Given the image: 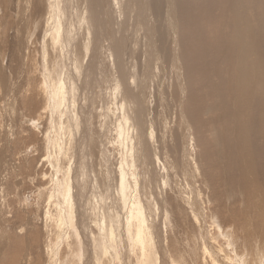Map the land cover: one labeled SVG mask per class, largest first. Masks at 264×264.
Segmentation results:
<instances>
[{"label": "bare ground", "instance_id": "1", "mask_svg": "<svg viewBox=\"0 0 264 264\" xmlns=\"http://www.w3.org/2000/svg\"><path fill=\"white\" fill-rule=\"evenodd\" d=\"M27 1L24 3L27 4ZM32 1V5L38 7V13L42 15L46 4L43 2L44 0H39V2L38 0L36 2H34L35 0ZM74 1L77 5L87 2L90 4V9L89 5L86 7L87 11H89L87 15L90 17L87 19L84 17L88 23V19H91L90 25L93 26L102 17L101 13L103 12L100 0ZM154 1L159 0H144L145 12L148 9L152 11L151 6ZM163 2H165V5L160 8L165 6L164 10H166L171 19L170 24L162 29V31H167L161 33V37L159 35L160 31L157 32L158 36L154 31H151V22L147 21V17L142 22L143 26L146 25L145 30L150 35L147 38L143 37L148 43L147 57L158 56L161 46L162 54L159 57L162 61L158 67L154 65L159 72L157 79L148 75L149 70L145 75L137 78L129 75L128 71L121 70L118 67V87L121 89L117 99L118 110H120V115L122 116V109L124 108L122 99H124L126 110L124 119L122 120L119 117L121 119V129L118 131V137L121 146H125V143H127L125 139H128L127 135L129 134L124 137V132H128L126 131L127 129L125 130V125H127V122L129 123V119H132L136 126L139 127L143 119L145 124H147L148 111L144 105H146L150 96L156 95L160 103L163 99L168 98L170 101L171 98L172 103L169 102V105L171 104L172 108L179 113V115L176 114V118L172 116L174 118L172 122L177 121L174 126L178 128L180 138L178 136L174 137L173 132H169L172 143L167 148L164 145L165 138L163 137L161 139V148L162 153L166 154L173 153L175 155L176 151V156L179 160H175L176 165L166 168L165 161L162 159L164 155L159 156L157 160H161L162 166L158 168L155 158L150 152V146L146 143V137H143L145 133H142L141 129L140 132L136 130L140 135V139L138 136L131 134V140L133 136L134 142L132 144L128 142L130 144L128 148L130 163L127 162L125 165V158L122 155L115 172L106 163V161L110 160L109 149L106 147L100 149L102 145L97 148L98 140H94V137H90V135L85 137L81 134L82 139L80 141L85 140L86 142L80 144L78 141L77 145H71V151L74 155L79 151L77 150L79 147L84 149V154L78 156V159L76 158L75 166H73V163L68 162V165L64 167L65 171H63L61 170L64 163L62 158L55 164L51 159H48L50 166L56 171L60 169V173L63 174L57 185L58 193L52 194V197L59 201H56L58 204L55 203L51 207L52 199L46 195L48 207L45 211H41L43 226L41 225L40 229L37 228L32 231L33 233L23 235L25 247L29 254L36 253L39 255V253H44L45 259L41 261L42 264H158V262L160 264H177L181 260L178 259V262L176 257H180L181 254L189 256L191 252L195 250L196 253L201 247L200 264H213L212 260L218 264H236V252L238 251L237 255H239V249L242 250L241 247L244 248L242 241L243 243H248L249 240H253L254 244L261 246L260 249L256 247L255 252L260 255L264 254V0H166ZM9 4V0H0V10L7 16L8 21H10ZM56 6L53 7L50 3L49 11L47 10L49 14L48 20L52 18L53 26L57 23L52 16ZM27 8L29 9L30 7ZM81 9L83 10V8ZM87 11L86 13H88ZM28 13L30 15V11ZM81 17L83 18V16ZM103 19L105 20V18ZM83 20L80 19L78 21L80 34L84 33L85 25L82 22ZM114 24V22H110V32L114 30ZM136 24L139 25L138 21ZM37 25L39 26V24H36V27ZM98 25H95V29L98 28ZM102 26L103 23L101 24ZM43 27L41 30L44 29ZM102 30L105 34L106 31ZM30 33L32 34V32ZM52 34L54 35V33ZM88 34L90 33L88 32ZM91 35L96 36V38H93L92 41L90 39L91 42L88 40L89 43L86 45L90 46L92 44L94 51L91 54H86L92 61L95 57L93 55L97 52V46L99 47L102 42L100 38L102 36L98 33L96 34L95 31ZM103 36L105 38V35ZM157 37H160V40ZM53 38L49 40L51 46H53ZM55 38L57 39L56 36ZM58 42H61V40ZM72 45L77 52V56L80 57V40L76 43L73 42ZM110 45L113 46V50L116 53V47L112 43ZM19 46L22 47V45ZM125 50L126 47L122 49L121 54ZM18 51H16L17 54L19 53ZM133 55L134 53L130 52L128 59ZM81 57L83 56L81 55ZM47 60L49 62L50 59L48 58ZM106 60L107 58L104 60L100 59V64L98 63V65L101 67L100 77L103 76L104 80L107 81L108 78L110 79L107 76L110 71L105 75L108 65ZM164 60H166L165 63ZM91 61L89 64H92ZM52 62L53 69H56L58 64L60 65V63L57 64L56 58H53ZM46 65L50 64L47 63ZM11 66L13 67V65ZM97 68L99 69V67ZM145 68H148L147 63ZM96 72L93 66L90 65L89 67L82 64L80 95L91 97L92 92H87V86L90 87L89 81L93 79ZM64 77L66 76L64 75ZM59 78L57 79L59 80ZM163 78L167 79L162 80ZM86 80L87 83H85ZM72 82H74L73 79ZM41 84H43V90L46 91L44 82ZM62 84L63 82L55 86L57 89H52V92L55 93L44 94V101H49L56 96L55 100L60 102L62 97H65V87ZM41 87L39 88L41 89ZM152 87L156 91L151 89ZM61 89L63 90L62 94ZM72 91L73 89L71 93ZM140 94H142V97ZM74 102L77 103L76 99L73 100V105ZM169 105L163 111L165 122L163 121L164 125L161 122V128L167 127L168 124L166 123L170 122V117H167L169 110L171 111ZM45 107H47L46 104ZM48 109L55 112L58 110V106L56 104L54 106L48 105ZM75 109H77L76 104L72 110ZM82 115L84 114L82 113ZM127 115H129V119ZM218 120H221L219 126L216 124ZM168 127L173 131V126L169 125ZM161 128H158V131H161ZM7 129L9 128L7 127ZM54 129L56 128L52 130L53 134L55 133V137L60 133L58 134ZM67 132L64 133L67 134ZM134 136L137 137V140L134 139ZM161 136H164L163 132ZM7 139L9 140V138ZM49 144H51V139L48 141ZM58 147L59 145L57 144L55 149ZM67 150L69 149L67 148V143H65L64 156L67 154ZM87 154L95 155H93L92 162L96 169H92L89 165ZM48 156L50 157L52 154L48 152ZM56 157L59 158L58 155ZM96 164H100L104 168L106 182L100 177L102 170ZM132 167H134V170L128 171ZM71 171H74L73 176ZM116 171L118 172L117 176ZM126 171L128 177L132 179L129 182V191L125 178ZM84 173H87L88 178H83ZM52 174L55 179L58 178L54 171ZM158 176H161L163 180L161 188L155 185ZM75 179L76 181H74ZM78 179L81 180L77 182ZM168 180L176 181V187L173 188V183L169 184ZM86 181L90 182L89 186L85 184ZM118 184H120L119 189H117ZM181 185H184V187ZM179 186L183 187V189L181 188L180 190ZM186 186L188 191H185ZM163 188L166 189L167 193ZM163 190L169 197L165 198L164 196L162 198L160 196ZM204 190L211 191L212 206L210 209L216 213L208 214V201L205 200V196H201V192H204ZM175 191L177 194L170 198V194ZM187 193L195 194L197 197L193 196L188 199ZM115 198L119 209H115ZM143 198L146 199V202L142 200ZM106 199L108 200L106 201ZM151 209H154L153 214L149 213ZM227 209L229 212H226ZM54 215L56 230L54 228L52 230L50 225ZM5 221L0 220V226ZM236 221L243 222L244 225L242 226L241 223L238 228L234 229ZM63 225H65L66 229L69 228L72 234L62 230ZM185 225H192L190 227L186 226L188 227L187 233L195 235L194 232H199L201 238L194 240L199 246L195 245V248L194 244L184 246V241L178 240L175 241L178 248L176 249L177 252L171 253L166 243H171V238L167 239L169 236L167 235L168 231L165 229L169 227L175 231L172 232V235L177 236L180 231L184 232L181 229ZM230 225H232L233 228H231L235 234L223 232L222 235L225 240L221 241L222 244L219 245L218 250L214 251V247L212 248L213 244L209 247L212 242L208 243V236H212L213 230L222 231L224 228H229L228 226ZM90 226H94L97 230L93 229V232L90 231L88 228ZM236 231H238L239 236ZM2 237L0 235V253L5 251L0 257L10 253V250L7 249L8 245L2 243ZM14 237H18V235L10 233L7 239ZM189 237L192 238L193 236H188L185 239ZM70 243L72 247H70ZM65 245L68 247H63ZM76 249H81L79 251L81 254L79 253L78 256H75V254H78L75 252ZM243 250L245 251L246 248ZM65 251L70 253V258L62 260L63 252ZM241 253L243 254V251ZM240 255L239 257L242 259L243 256ZM183 262L185 263V261ZM183 262L181 261L182 264H184ZM241 263L246 264V260ZM258 264H264V260L260 259Z\"/></svg>", "mask_w": 264, "mask_h": 264}, {"label": "rangeland", "instance_id": "2", "mask_svg": "<svg viewBox=\"0 0 264 264\" xmlns=\"http://www.w3.org/2000/svg\"><path fill=\"white\" fill-rule=\"evenodd\" d=\"M9 1H10L9 9H10V16H11V17L9 16L10 21H8L7 16L4 15L3 11L0 10V82H1L0 83V220L7 221V222L5 221L1 223L0 233L1 232L3 233H1L0 235L3 236L1 238L2 243L8 245L7 249L10 250V253H6L2 257H0V264H42L41 261L45 259L44 253L42 254L39 253V255L36 253L29 254L25 247V240L23 239V235L26 233H33L32 231H34L37 228L40 229L43 226V222L41 218V214H42L41 211L43 210L45 211L46 208L48 207L46 203V197H45L46 195L48 198L50 197L52 199L51 207H53L55 203L58 204L56 201H59L56 198L54 199L52 197V194L58 193L57 185L60 179L62 178L63 174L60 173V169L56 171L53 167H51L48 162V159H51V161L55 164L59 162L60 159L62 158L64 163L62 164L63 168L61 170L63 171H65L64 167L68 165V162L73 163V166H75L78 156H81L82 154H84V151H83L84 149L83 147H79L77 149L79 151L77 152V154L75 153L74 155V153L71 151L72 149L71 145L72 144L77 145L78 141L80 142V144H83L86 141L84 140L81 142L80 141L82 139L81 137L82 136L87 137L88 135H90V137H94V140H98L97 148H99V146L102 145L100 149H104L105 147L109 149L108 155L110 156V160L106 161V163H108L111 166L113 172H115L116 166L118 165V163H120L119 161H121L122 157L125 158V165L127 162L130 163L131 160L129 159V156H128L129 154L128 148L130 144L134 142L133 136L131 140V134L138 136V138L140 139L139 137L140 135L138 134L137 131L140 132V129H141L142 133L143 132L145 133L143 137L144 136L146 137V143L150 146V152L152 153V156L155 158L156 165L158 166V168L162 166L161 160H157L159 156L164 155L162 159L165 161L166 168L176 165L175 160H179V158L176 156V151H175V155L173 153L166 154V153H162V148H161V145H162L161 139L163 137L165 138L164 145L167 148H169V144L172 143L170 141L171 138L169 137L170 135L169 132H173L174 137L178 136L180 138V132L178 128L177 127L175 128L174 126V123L177 124V121L174 123L172 122V119L176 118V114L179 115V113H177V111L172 108L171 104L169 105V102L172 103L171 98H170V101L168 100V98L163 99L160 103L156 95L150 96L146 102V105H144L148 111L147 124H145L144 119H143L142 120L143 122L141 121L140 127L136 126L135 122L132 119H129L130 117L129 115H127L129 119V123L128 122L126 123L127 125H125V130L127 129L126 131L128 132L127 133L124 132V137L128 136V139H125L127 142L125 144L127 146L125 145L122 147L119 141V137H118V131L119 129H121L120 127L121 119L120 118H122L123 120L124 117L126 116V115L124 116V113L126 114L124 99H122V105L124 107L122 109V113H123L122 116L120 115V110H118V100H117L118 93L119 94L121 93L120 91L121 89H119L120 87H118L119 86L118 67L121 68V70L128 71L129 75L137 77V78H139L142 75H145L149 70L148 75L151 78L154 76L155 79H157L159 72L154 67V65L158 67L162 61V59L159 57V55L162 54L161 46L159 49L158 56L150 57V58L147 57L146 52L148 51V43L144 38L150 37V35H149V32L145 30L146 25L143 26L142 22L145 21L144 18L147 17V21L151 22V31H154L158 36L157 32L160 31L159 33L160 35L161 33H165L167 31V30L162 31V29L166 28L170 24L171 18H169L166 10H164L165 6L160 8L162 5H165V2L163 1H166V0H159V1L152 2V4L154 5V6L153 5L151 6L152 11L148 9L147 12H145V8L143 6V4L145 3L144 0H100L101 9L103 12L101 13L102 17L93 26L90 25L91 19H88L89 23L85 21L87 18L90 17V16L88 17L87 15L89 14V11H87V8H86L89 5V9H90V4L88 2L80 3L79 5H77L74 0H56V3H55V0L53 1L44 0L43 2L46 3L45 11L43 12L42 15H40L38 13L39 12V9H37L38 7H35L32 5L33 3L32 0H28L29 2L27 1V4H29L28 6L26 3H24L26 2V0H9ZM36 1L37 0H35L34 2ZM50 3L53 5V7L56 6L57 4L54 12H52L53 19L56 20L55 22H57L54 26H53L54 23L52 22V18L48 20L49 18L48 11L50 7ZM158 3L159 4L162 3V4L159 5ZM26 6L30 8L28 9ZM78 8L82 12L77 10ZM81 8H83V10ZM85 10L88 13H86ZM26 11L28 12L30 11V15ZM78 11H79V14H78ZM154 14H156L155 17H154ZM81 16H83V18ZM84 17H86V19H84ZM167 17L169 18V20ZM103 18H105V20ZM80 19L82 20L84 19L82 22L85 25L84 30H83L84 33L82 34H80V30L78 28V21ZM137 21L139 25L136 24ZM110 22L115 23L113 25L114 30H112L111 32H110ZM59 23L61 26L59 25ZM102 23H103V26L101 27ZM152 23L153 25H155L154 27H152L153 26ZM36 24H39V26L37 25L36 27ZM97 24H99L97 26L99 29L98 28L95 29V25ZM42 25L43 26L47 25L49 27L47 26L43 27ZM59 26L61 30L60 28H58ZM42 27L44 29L41 30ZM102 29L106 31L105 34L103 33ZM43 30L45 31L43 32ZM94 31L96 34L98 33L103 38H104L103 35H105V38L103 39L102 37H100L102 39V42L99 44V47L97 46V52L95 55H93L95 57L91 61V59L88 58V54L89 53L91 54L94 51V47H92V44L90 46L89 45L87 46L86 44L89 43L88 40L90 41L91 39L92 41L93 38L94 39L96 38V36L91 35V33H94ZM30 32H32V34ZM64 32L67 35H65ZM88 32L90 34H88ZM138 32L141 33L142 35L139 34ZM52 33H54V35ZM55 36L57 37V39L55 38ZM161 36L162 35H160V37ZM50 37L51 38L54 37L53 46L50 45V41H49L51 39ZM160 37H157V38L159 39ZM45 39L47 40L44 41ZM60 40L61 42H58ZM78 40H80V46H79L80 57L77 56L76 54L77 52L72 45L73 42L76 43ZM110 43H112L116 47V50H117L116 53L114 52L113 46L110 45ZM16 44L22 45V47ZM55 44H56V47H55ZM82 46L85 48H83ZM124 47H126V50L123 54H121V51ZM55 48L56 50L58 49L57 52ZM14 49L16 51L19 50L18 51L19 53L17 54ZM130 52H133L134 55L130 57V59H128ZM62 54H63V57H62ZM81 55L83 57H81ZM45 57L47 59L49 58L51 62L50 60L48 62V60ZM53 58H56L58 61L57 64L60 63L61 65L60 66L58 64V66H56V69H53V66H52ZM97 58L99 60L100 59L104 60L107 58L106 61L108 65L106 68L105 75L107 74L108 71H110V74L109 75L107 74V76L110 77L111 81L112 80L115 81L117 79L116 80L117 83L116 81L111 82L109 78L107 82L106 80H104L103 76L100 77L99 72H101V67L100 65H98V63L100 64V62ZM81 61H83L82 64H85L89 67L90 65L93 66L94 71L98 72V73L97 72L94 73L95 76L93 77L92 80L89 81L90 87L87 86L88 88L87 92H90V93L92 92L91 97H86L85 95H82V94L80 95L81 93L80 86L82 82ZM90 61L92 64H89ZM165 62L166 60H164V63ZM47 63L50 65L47 66L46 65ZM146 63L148 66L147 69L145 68ZM11 65H13V67ZM57 67H60L62 69L60 70V68H57ZM97 67H99V69ZM64 75L66 77H64ZM57 78H59V80ZM72 79L74 82H72ZM166 79L167 78H163L162 80H166ZM42 80H44L43 82L46 86L45 87L46 91L43 90V86H42L43 84L40 85V83H43ZM62 80H64L65 82ZM61 82H63L62 85L63 87H65L64 88L65 97L64 98L62 97L60 102L55 100L56 96H54L49 101H44L45 97L43 95L44 94L49 95L50 93L52 94L55 93V92H52V89L53 90L57 89L55 86H57L58 84H61ZM71 82L73 84V88H72ZM85 83H87V80ZM39 87H41V89ZM70 88L73 89L72 93H71L72 89ZM105 88L107 89V91ZM151 89L156 91V89H154L153 87ZM62 92L63 90L61 89V94ZM140 95L142 97V94ZM75 99L77 103L74 102V105L76 104L77 109L72 110L74 106L72 102ZM156 102L159 104H157ZM44 103L46 104L47 107H45ZM54 104L58 106V110L55 112L48 109V105L54 106ZM168 105L171 107L169 109H171L172 112L170 110L169 112L167 111L168 112L167 117L169 116L171 120L169 119L170 122L168 121L169 123H166V124H168V126L169 125L173 126V131L170 130L168 126L161 128L162 123L165 118L163 117V111ZM82 113L84 115H82ZM220 123H221V120L220 121L218 120L216 124L219 126ZM7 127L9 129H7ZM53 128H56L54 130L58 132V134L59 133L60 134L54 137L55 133L53 134V131H52ZM158 128H161V131H158ZM8 132L10 133L9 135H8ZM64 132L65 133L67 132V134H65ZM162 132L164 136H161ZM6 134L8 135V137ZM7 138H9V140ZM50 139H51V144L48 145V141ZM134 139L137 140V137L134 136ZM128 142H130V144ZM65 143H67V148L69 150H67V154L64 156L63 152L65 148ZM57 144L59 145V147L55 149ZM57 150L59 151L58 153H57ZM48 152H50L52 156L49 157ZM100 152L101 150L99 151V154ZM57 155L59 156V158L56 157ZM93 155L94 154H87L88 162L92 169H96L92 162ZM96 165L98 168L100 167V169L102 170L101 172L102 174L100 175V177L106 182V179L104 177L105 176L104 168L100 164L99 165L96 164ZM130 170H134V167L128 169V171ZM53 171L57 175L58 177L57 179L54 178L52 174ZM73 172L74 171H71L72 176H73ZM88 174H89V169H88ZM117 175H118V172L116 171V176ZM87 176H88L87 173L83 174V178ZM127 177H128V174L126 171L125 178L127 181V189L129 191L130 190L129 182L132 179L129 177L127 178ZM181 178H183V176H181ZM76 179L74 181H76ZM79 180L81 179H78L77 182ZM168 181H169V184L173 183L172 185L173 188L176 187V181L174 180H168ZM85 184L89 186L90 182L86 181ZM162 184H163V180L161 176H158L156 179L155 185L161 188ZM119 186L120 184L117 185V189L120 188ZM181 186L184 187V185H181ZM183 187L179 186L180 190L181 188L183 189ZM104 190L106 191V189ZM164 190L166 191V189ZM164 190L161 192L162 194L160 193V196L162 198H164V196L165 198L169 197V195L166 194L167 191L165 193ZM185 191H188L187 186L185 187ZM210 192H211L210 190H207V191L204 190V192H201V196L202 197L205 196V200L208 201L207 202L209 206L208 214L216 213L212 209H210V207L212 206ZM176 194H177L176 191L173 192L172 194H170V198H173ZM187 196H188L187 197L188 199H191L193 196L197 197L195 194L192 195L191 193H187ZM108 199H106V201ZM142 200H145L146 202L145 198H143ZM115 201H116V198L114 199V202ZM116 208L119 209V205L117 206L116 204L115 209ZM226 212H229L228 209ZM149 213L153 214L154 209H151ZM52 220L53 221L50 223V225L52 227V230L53 228L56 230L57 227L55 225V215L53 216ZM241 223L243 226L244 225L243 222L236 221L234 229H236V227L238 228V225H241ZM186 226L190 227L192 225H185V227L181 229V230H184V232L180 231L179 233H177V236L172 235V232H175V231L170 229L169 227L165 229L168 231L167 235L169 237L167 239L171 238V243L166 242L168 245V248L171 250V253L177 252L176 249L178 248H177V244L175 243V241H178V240L182 242L184 241L185 243V244L183 243L184 246L186 245L191 246L192 244H194V248H195V245H198L194 240L196 239L199 240L201 238V235L199 234L198 231L197 233L194 232L195 235H193V233H190V234L187 233L188 227ZM228 227L229 228L227 229L224 228L222 231L213 230L212 236L210 235L208 236L209 237L207 238L209 239L208 243L212 242L209 244V247H211L213 244L212 248L214 247L213 248L214 251L218 250L219 245H221L222 242L225 240L223 239V235H222L223 232L224 233L231 232L232 234L233 233L235 234V232L232 229L233 228L232 225ZM88 228L92 232H93V229L97 230V228H95L94 226H90ZM62 230H65L66 233L70 232L72 234L69 228L68 229L65 228V225H63ZM94 232H97V231H94ZM10 233L14 235H18V237L7 239ZM236 234H238L239 236L238 231H236ZM213 235L215 236L213 237ZM188 236H193V237L192 238L189 237L188 239H185ZM215 237L217 240L214 239ZM212 239H214V241H212ZM242 245L244 246V248L241 247L242 250L239 249V251H240V254H242L241 252L243 251V254L242 255L239 254V255L243 256V258L240 259L239 255H237L238 253L237 251L236 252L237 256L235 255V259L237 261L236 264L238 263L242 264L241 262L243 260H246V264H251V263L258 264L260 259L264 260V254L260 255L257 252H255V248L258 247L260 249L261 246L254 244L253 240H249L248 243H243L242 241ZM63 247L67 248L68 246L65 245ZM70 247H72L71 243H70ZM201 248H199L196 253L194 250L193 252L190 253L189 256L181 254L180 255L181 258L178 256L176 257V260L178 262L179 260H181L182 262L185 261V263L183 262L184 264H188V263L200 264L199 261H200V253H201L200 249ZM245 248H246L245 251L247 252L243 250ZM80 250L81 249L75 250V252L78 253V254H75V256L79 255ZM225 251L227 252V250ZM3 252L0 253V255H2ZM65 252H63L64 256H62L63 258L62 260H66L67 258H70L69 256L70 253L67 251ZM181 261L179 263L177 262L176 263L182 264ZM212 263L218 264L214 260H212ZM158 264L160 263L158 262Z\"/></svg>", "mask_w": 264, "mask_h": 264}]
</instances>
